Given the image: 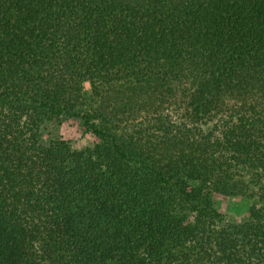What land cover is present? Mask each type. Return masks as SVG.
<instances>
[{"label":"trees","instance_id":"16d2710c","mask_svg":"<svg viewBox=\"0 0 264 264\" xmlns=\"http://www.w3.org/2000/svg\"><path fill=\"white\" fill-rule=\"evenodd\" d=\"M0 264H264V0H0Z\"/></svg>","mask_w":264,"mask_h":264},{"label":"rangeland","instance_id":"374dc122","mask_svg":"<svg viewBox=\"0 0 264 264\" xmlns=\"http://www.w3.org/2000/svg\"><path fill=\"white\" fill-rule=\"evenodd\" d=\"M46 137L65 138L75 147L83 148L91 145L94 137L86 132L78 120H70L61 125H50L46 130ZM216 207L233 221L244 220L249 213L252 201L241 196H222L214 197Z\"/></svg>","mask_w":264,"mask_h":264}]
</instances>
